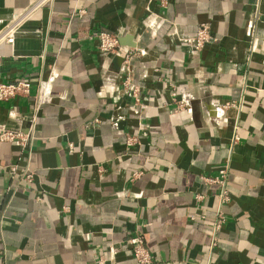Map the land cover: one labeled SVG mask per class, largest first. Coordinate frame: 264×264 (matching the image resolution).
Instances as JSON below:
<instances>
[{
	"label": "crops",
	"instance_id": "1",
	"mask_svg": "<svg viewBox=\"0 0 264 264\" xmlns=\"http://www.w3.org/2000/svg\"><path fill=\"white\" fill-rule=\"evenodd\" d=\"M36 2L0 0V33ZM202 25L216 42L197 52L180 40ZM0 63V84L34 86L0 100V124L23 133L55 76L31 148L0 144L5 264H134V236L154 264H264V0H53Z\"/></svg>",
	"mask_w": 264,
	"mask_h": 264
},
{
	"label": "built area",
	"instance_id": "2",
	"mask_svg": "<svg viewBox=\"0 0 264 264\" xmlns=\"http://www.w3.org/2000/svg\"><path fill=\"white\" fill-rule=\"evenodd\" d=\"M53 0H37V2L28 9L25 13H23L15 22L6 26V28L0 33V44L3 41H6L8 44H13L15 42V37L18 30L22 26V22L25 19L30 18L32 15L36 14L43 7L50 4ZM156 25H161L164 23V19L160 17H156L153 21ZM99 38V50L107 55L117 56L121 50V43L119 38L116 35H113L108 32H102L98 35ZM184 45L192 46L193 49L197 52L202 51L205 46L208 44H212L216 42V39L213 37L211 33V28L208 25H202L197 34L193 38L189 39H181L180 40ZM133 50H129L125 54L124 63L127 66L128 70L131 64V59L135 56ZM1 69V63H0ZM55 78L54 74L48 79L40 78L36 84V95L35 101L32 108V115L30 117V128L28 133H23L20 131H16L10 129L2 124H0V144L8 143L17 147L21 153H24L28 149L31 148L33 142L35 141V134L38 124V115L43 107L52 103V95L51 88L52 82ZM123 86L125 88H130L131 95L135 99V106L140 107L141 91L138 87L132 86L131 81L127 78L123 82ZM34 86L31 82L27 81H14L10 83H2L0 84V100L1 101H10L12 99H16L18 97H30ZM187 104L182 102L180 107L183 108ZM238 137H235L237 140ZM137 138L128 137L127 145L132 146L137 142ZM10 174L15 176L18 173L17 166L10 167ZM23 180L31 185L34 182V173L30 169H26L23 173ZM137 176V175H136ZM221 177H226V170L221 171ZM211 182L215 180H209ZM219 181V180H216ZM221 202L224 204L229 201V197L227 193L224 191L221 196ZM224 221V217L220 214L219 220L216 223L215 229L219 230L221 224ZM4 224V218L0 216V227ZM128 245L130 247L131 256L134 259V264H154V259L149 251V249L145 245V241L140 236H134L128 240ZM0 264H5V261L2 257H0Z\"/></svg>",
	"mask_w": 264,
	"mask_h": 264
}]
</instances>
